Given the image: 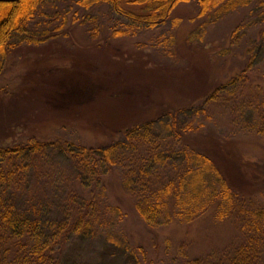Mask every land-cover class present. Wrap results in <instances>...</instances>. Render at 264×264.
<instances>
[{
    "label": "rangeland",
    "instance_id": "rangeland-1",
    "mask_svg": "<svg viewBox=\"0 0 264 264\" xmlns=\"http://www.w3.org/2000/svg\"><path fill=\"white\" fill-rule=\"evenodd\" d=\"M130 1H122L125 9L138 11ZM37 7L0 56V151L31 141L96 147L122 139L110 134L113 128L122 133L166 109L192 106L182 120L200 124L202 136L231 141L243 162L264 167V0L221 17H200L195 1L181 2L165 24L150 29L135 27L101 1L84 7L77 0H40ZM241 71L246 74L238 78ZM220 86L219 96L205 103ZM29 157L30 171L14 182L11 199L17 210L47 221L48 228L54 224L58 262L220 264L247 240L264 242L262 220L219 221L212 211L191 223L151 229L121 188L122 168L90 191L69 176L60 149L49 146ZM23 163L9 156L0 159V170ZM69 195L95 200L91 231L72 236L68 230ZM254 203L264 207V193ZM107 231L121 234L127 249L112 247L104 239ZM33 237L5 233L0 263L27 261Z\"/></svg>",
    "mask_w": 264,
    "mask_h": 264
},
{
    "label": "trees",
    "instance_id": "trees-1",
    "mask_svg": "<svg viewBox=\"0 0 264 264\" xmlns=\"http://www.w3.org/2000/svg\"><path fill=\"white\" fill-rule=\"evenodd\" d=\"M39 1L0 0V56H4V45L12 34L25 31L26 22L36 12ZM99 1L110 4L115 14L135 27L150 29L165 24L171 11L181 2L195 1L200 17H221L254 0H131L138 11L125 9L124 0H77L84 7ZM240 73L238 78L246 74L245 71ZM222 89L220 86L211 91L205 103L217 98ZM260 104L264 110V99ZM191 107L166 109L142 124L126 127L122 133L116 131L121 129L113 128L110 134H122V139L109 140L96 147L66 141L47 145L31 141L13 150L0 151L2 160L10 156L24 162L23 167L17 166L16 170H0V242L5 233L20 239L32 235L34 241L26 253L27 261L21 260V264H73L58 262L53 254L56 253L54 224L48 228L47 221L17 210L11 199L14 182L25 179L30 171L29 155L43 153L49 146L60 149L70 169L69 176L76 179L80 187L91 188L90 191L93 186H102L101 181L116 167L122 168L121 188L131 196L135 213L151 229L174 221L191 223L210 211L219 221L235 216L242 223L252 224L255 219L264 222V207L254 203L255 195L264 193V167L251 160L243 162L242 151L231 141L223 143L209 135L202 136L198 133L202 129L200 124L182 120L180 115ZM261 113L264 115V111ZM192 133L197 137H190ZM139 148H144L145 153L138 152ZM68 198L69 210L73 212L68 229L72 236L91 231L89 207H94L95 200L79 201L75 195ZM31 199L34 200L32 196ZM109 210L119 212L117 207H109ZM45 229L50 231L48 235ZM104 239L114 248L127 249L126 239L117 232L107 231ZM220 264H264L263 240H247Z\"/></svg>",
    "mask_w": 264,
    "mask_h": 264
}]
</instances>
